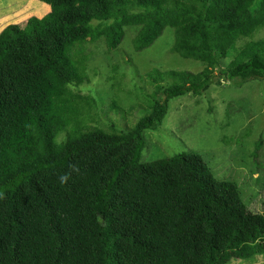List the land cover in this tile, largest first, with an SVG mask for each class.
<instances>
[{
	"label": "trees",
	"instance_id": "trees-1",
	"mask_svg": "<svg viewBox=\"0 0 264 264\" xmlns=\"http://www.w3.org/2000/svg\"><path fill=\"white\" fill-rule=\"evenodd\" d=\"M40 1L50 6L44 16L0 30V264L264 256V200L251 211L239 184L216 178L197 153L140 161L143 131L161 123L171 97L221 80L264 82V36L253 37L264 28V0ZM128 26L135 51L171 27V52L204 67L152 68L146 111L131 127L86 126L96 98L71 88L88 80L83 44L102 39L113 49Z\"/></svg>",
	"mask_w": 264,
	"mask_h": 264
},
{
	"label": "rangeland",
	"instance_id": "rangeland-1",
	"mask_svg": "<svg viewBox=\"0 0 264 264\" xmlns=\"http://www.w3.org/2000/svg\"><path fill=\"white\" fill-rule=\"evenodd\" d=\"M49 10L50 6L40 0H0V23H23L29 16L42 17ZM135 30L124 27L120 43L113 49L108 50L102 39L83 44V52L88 55L85 62L88 80L71 88L96 98V106L83 120L86 126L131 127L146 111L145 98L152 86L145 73L150 69L198 72L204 67L196 59L171 52L174 39L171 27L166 26L150 46L140 51L132 48ZM259 36H264V28L254 32V38ZM231 54L230 51L220 59V67L225 66ZM143 135L141 162L180 152L197 153L216 178L239 184L247 208L253 212L261 210L263 142L257 156L253 157L251 152L256 139L264 140V82L251 80L237 86L221 80L201 95L185 93L171 97L161 123L145 129ZM61 137L58 134L56 140ZM254 162L260 165L254 166ZM230 264H264V256L252 262L234 260Z\"/></svg>",
	"mask_w": 264,
	"mask_h": 264
},
{
	"label": "crops",
	"instance_id": "crops-1",
	"mask_svg": "<svg viewBox=\"0 0 264 264\" xmlns=\"http://www.w3.org/2000/svg\"><path fill=\"white\" fill-rule=\"evenodd\" d=\"M0 14H1V11H0ZM7 23H8V22H6V23H0V27H1L0 30L4 27L3 25H4V24L7 25Z\"/></svg>",
	"mask_w": 264,
	"mask_h": 264
}]
</instances>
